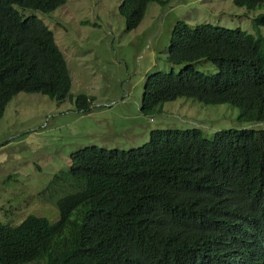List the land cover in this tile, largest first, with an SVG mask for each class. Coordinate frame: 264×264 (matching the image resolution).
<instances>
[{
    "label": "trees",
    "instance_id": "1",
    "mask_svg": "<svg viewBox=\"0 0 264 264\" xmlns=\"http://www.w3.org/2000/svg\"><path fill=\"white\" fill-rule=\"evenodd\" d=\"M67 0H0V120L20 93L61 103L72 89L64 53L40 18ZM122 0L126 31L136 30L150 4ZM249 11L264 0H233ZM264 28V12L254 18ZM208 60L215 75L195 69ZM167 61L180 73L157 72L145 81L140 111L161 112L180 98L231 104L239 120L260 127L216 132L157 129L131 151L90 146L71 156L41 197L59 219L28 216L0 221V264H264V37L211 25L174 26ZM93 99L76 98L79 111Z\"/></svg>",
    "mask_w": 264,
    "mask_h": 264
},
{
    "label": "rangeland",
    "instance_id": "2",
    "mask_svg": "<svg viewBox=\"0 0 264 264\" xmlns=\"http://www.w3.org/2000/svg\"><path fill=\"white\" fill-rule=\"evenodd\" d=\"M164 1H169L166 6L150 4L141 25L131 32L119 12L122 0H67L50 14L18 9L24 17L40 18L54 33L72 89L61 103L26 93L9 103L0 120V221L16 226L35 215L57 222L55 201L43 199L41 193L81 149L131 151L147 144L157 129L199 128L212 139L219 131L261 126L239 120V109L229 103L205 105L188 98L165 103L152 116L141 113L147 77L185 68L167 61L177 23L264 37V28L253 24L263 10L237 7L233 0ZM194 66L206 75L218 73L208 60ZM79 96L93 99L88 111L77 109Z\"/></svg>",
    "mask_w": 264,
    "mask_h": 264
}]
</instances>
